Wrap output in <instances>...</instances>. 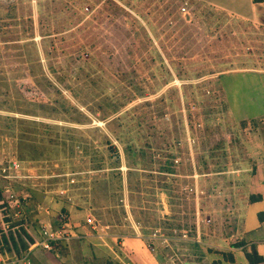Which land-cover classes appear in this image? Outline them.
<instances>
[{"label": "rangeland", "instance_id": "374dc122", "mask_svg": "<svg viewBox=\"0 0 264 264\" xmlns=\"http://www.w3.org/2000/svg\"><path fill=\"white\" fill-rule=\"evenodd\" d=\"M262 61L264 26L198 0H0V186L49 206L26 209L36 239L60 212L86 224L89 264H219Z\"/></svg>", "mask_w": 264, "mask_h": 264}, {"label": "crops", "instance_id": "0c3cea01", "mask_svg": "<svg viewBox=\"0 0 264 264\" xmlns=\"http://www.w3.org/2000/svg\"><path fill=\"white\" fill-rule=\"evenodd\" d=\"M208 5H213L215 7H219L239 18L245 19L251 22L254 25H262L264 26V0H198ZM264 61L258 63L254 67H247L243 70H253L258 75H261V78H264ZM224 72V73H223ZM220 73L221 75L235 72V71H223ZM263 81V80H262ZM264 83V81H263ZM248 114L244 115L240 119L246 118L248 119ZM256 123V129L252 131V136L249 138V142H245V148L248 149L247 157H244V160L241 161L239 167L234 170L235 173L226 174L225 172L228 169L221 170L220 172H224L223 176L227 179L233 178L236 172L241 171V176L243 178V199L240 200L237 208H235V212L233 213V221L232 224L234 226L233 229L235 232H231V234L221 233V240L219 243L214 246L219 251H227L232 255V260L228 261L230 263H234L236 259L239 257L244 260L247 264H264V109L252 114ZM253 120V119H252ZM243 127H246L244 125ZM254 129V128H253ZM252 130V129H251ZM251 145H250V144ZM235 161V160H234ZM237 163V161H235ZM244 171V172H243ZM169 173L168 171H166ZM216 172V171H214ZM211 173L210 170L207 172L200 173L199 171L193 170L191 176L195 177L193 179V183L198 179H204L198 177L200 174ZM173 174H178L177 172ZM239 174V173H238ZM208 176V175H206ZM210 177V176H209ZM207 177V179H209ZM256 195V198L248 200V195ZM66 208V207H64ZM199 209V207H197ZM67 210V209H66ZM259 213L263 215L261 219L258 218ZM73 227H77L78 225L83 228L86 234L81 233L83 236L80 239H74L71 243H68V246L61 251H50L43 250L41 248L34 249L33 255L31 257L30 264H73L75 261L78 264H81V261H84L82 264H89L88 262L95 258L99 249H101L100 244L98 242H94L88 233L86 224H78L76 222H71ZM235 224V225H234ZM86 225V226H84ZM80 227L76 228L77 232H80ZM75 229V228H74ZM221 227H219V230ZM234 230V231H235ZM220 235V234H219ZM96 240V239H95ZM194 244H198L193 242ZM65 244V243H62ZM254 247L256 252L261 256V260L256 263H248L243 255V251H249L251 247ZM73 247V250H71ZM61 248V247H60ZM62 254L59 256V254ZM125 261L129 264H132V259L129 256L125 257V254L121 253ZM215 258L219 259V264L225 260L224 256L221 257L222 254L220 252L211 253V255H216ZM77 258V259H73ZM220 255V256H219ZM146 264V263H145ZM153 264V263H150Z\"/></svg>", "mask_w": 264, "mask_h": 264}, {"label": "built area", "instance_id": "2783aa9c", "mask_svg": "<svg viewBox=\"0 0 264 264\" xmlns=\"http://www.w3.org/2000/svg\"><path fill=\"white\" fill-rule=\"evenodd\" d=\"M185 8L184 4L180 6L183 11ZM14 162L12 161V164ZM9 187L1 186L7 207L0 205V264H30L35 248L48 250L59 241L75 236L74 231L72 232V224L68 221L66 214L59 211L60 213L56 216V221L53 224L49 220L47 223L39 224L40 235L36 239L27 227L30 213H27L26 209L30 207L28 210L35 212V216L39 211L47 215L51 212L49 206L37 201L24 206L28 204V201H32L30 193L22 189L16 193ZM13 208H15L14 211L11 210ZM9 211H12L11 213L15 216L11 215ZM86 220L91 221L88 217Z\"/></svg>", "mask_w": 264, "mask_h": 264}, {"label": "trees", "instance_id": "16d2710c", "mask_svg": "<svg viewBox=\"0 0 264 264\" xmlns=\"http://www.w3.org/2000/svg\"><path fill=\"white\" fill-rule=\"evenodd\" d=\"M131 73L135 74V71L132 69ZM125 151L128 153L129 148L125 149ZM247 198H248V200H251L253 198H256V195H250L249 194ZM0 200H1L0 205H6V207H7V202L4 200V197H3V194L1 191V186H0ZM262 217H263V215L261 213H259L258 218L261 219ZM215 252H220V254H222V256L225 257L224 259L227 261L232 260V255L230 252L219 251V250H216ZM243 255H244V257L248 263H256V262H259L261 260V256L256 252V250L254 249L253 246L251 247V249L249 251H243ZM106 264H122V263L120 261H108Z\"/></svg>", "mask_w": 264, "mask_h": 264}]
</instances>
